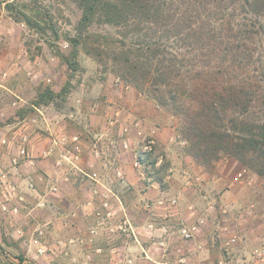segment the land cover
<instances>
[{
    "label": "crops",
    "instance_id": "obj_1",
    "mask_svg": "<svg viewBox=\"0 0 264 264\" xmlns=\"http://www.w3.org/2000/svg\"><path fill=\"white\" fill-rule=\"evenodd\" d=\"M19 24L5 14L3 7L0 61L9 77L0 87V177L2 173L7 174L18 186V194L8 200L7 191L0 186V243L11 241L16 232L28 231L26 224H30L34 233L41 228L52 237H82L79 242L82 253L92 248L100 263L108 261L109 246L113 243L121 246L126 257L132 259V263L125 264H179L182 256L187 259L185 264H246L258 243L261 230L258 221L245 226L232 223L222 237L217 235L214 226L220 202L239 201V186L219 179L210 182L204 177L202 189L184 187V170H200V165L187 155L183 162L174 155L171 139L178 132L170 124L161 123L160 106L134 88L121 85L117 88L115 76L113 81L109 78L98 85L72 79L67 94L59 95L63 97L40 101L44 87L51 85L53 78L62 80L67 67L58 56L49 53L44 56L45 49L40 53L31 51ZM50 57L54 63L49 62ZM51 87L58 94L57 86ZM94 104H97L95 111ZM29 118L36 119L27 129L31 159L14 167L11 161L19 155L22 123ZM112 118L115 124L109 123ZM136 120L141 121L140 127L135 125ZM152 130L157 138L155 153L162 152L169 163L168 173L160 178L149 176L144 166L135 165V154ZM59 132L80 135L82 152L75 164L64 161L63 166H56V159L65 153L58 147L51 156L42 155L54 146L52 135ZM3 139L7 142L3 143ZM111 162L123 169L124 182L115 175ZM92 173L116 193L121 201L113 199L118 218L127 215L137 231L135 237L123 235L111 241L100 230L102 233L96 237L95 245L89 244V228L97 225L94 212L100 206V196L94 193L95 180L90 177ZM30 178L34 181L33 188L28 184ZM53 183L59 186L57 193L49 192ZM211 190L215 192L210 193ZM174 195H179V204L172 207L171 214L165 206L148 205ZM42 199L44 206L39 205ZM3 203L8 206L7 210L2 209ZM190 203L206 210L209 221L194 239L186 241L180 236L178 226L181 222L194 221L188 209ZM149 223H154L155 228L150 230ZM233 233L238 234L239 240L227 252L223 239ZM163 241L165 246L159 244ZM96 247H102L104 253H96Z\"/></svg>",
    "mask_w": 264,
    "mask_h": 264
},
{
    "label": "trees",
    "instance_id": "obj_2",
    "mask_svg": "<svg viewBox=\"0 0 264 264\" xmlns=\"http://www.w3.org/2000/svg\"><path fill=\"white\" fill-rule=\"evenodd\" d=\"M0 1L15 21L58 35L38 0ZM73 1L82 15L62 55L69 68L81 50L99 62L111 56L118 77L178 118L189 157L203 167L222 156L249 161L264 175V0ZM94 23L116 33H90ZM55 94L47 85L39 100ZM154 154L141 153L149 176Z\"/></svg>",
    "mask_w": 264,
    "mask_h": 264
},
{
    "label": "rangeland",
    "instance_id": "obj_3",
    "mask_svg": "<svg viewBox=\"0 0 264 264\" xmlns=\"http://www.w3.org/2000/svg\"><path fill=\"white\" fill-rule=\"evenodd\" d=\"M12 1V0H11ZM18 3H30L34 4V0H14ZM39 3L44 6L45 9L49 10L50 13L53 16L54 22L56 24V29L58 30V35L55 36L51 32H47L45 34H39L36 33L34 30L29 31V27H23L21 24H19L22 27V30L24 31V38L25 43H27V46L30 48L31 51L34 53H40L44 49L45 54L49 53L50 55L58 56L62 60V55H69L72 46L70 44L69 37L74 35L76 33V26L80 20V17L82 15V10L79 8V6L73 1V0H38ZM4 7V11L6 15L10 16L9 11L5 7V2L0 1V11H2V8ZM90 33H116V29L108 24L104 23H94L89 28ZM65 43H69L67 47L64 46ZM43 51V52H44ZM49 57L46 56V58ZM53 58V57H52ZM51 57L49 58V62L52 61ZM111 56H104L105 62H99L96 60L93 56H90L86 54L83 50H81L78 54L77 61H78V67L74 71V69H71L66 64V75L62 80H58L56 78H53L54 80H51L50 84L54 87L57 86V89H59L58 94L56 93L52 99L56 101L58 98L60 99L63 96H59L60 92L63 89H66L68 87L67 91L70 89L71 86V80H85L90 85L99 84L102 81H106L109 78L112 80V77H118L117 74L113 71V61L110 59ZM60 68V66H59ZM123 80V79H122ZM113 81V80H112ZM125 84H128L129 87L132 89L138 90V88L133 85L125 82ZM69 85V86H68ZM116 87V86H115ZM126 88L124 85L121 86ZM118 88V86H117ZM44 91V89H43ZM138 92H141L138 90ZM142 93V92H141ZM67 94V93H65ZM64 94V95H65ZM142 95L146 96V94L142 93ZM151 99V98H149ZM152 102H155L153 99H151ZM156 103V102H155ZM157 104V103H156ZM161 123L163 124H170L171 126L175 127L178 134L177 136L172 137L171 141L172 143V150L175 153L176 157L179 158L180 161H185L184 157L188 154L186 152L187 144L183 145L180 143L181 139H184L180 136V133L178 131V123L179 120L177 117H172L171 114L166 113L165 109L161 107ZM186 140V139H185ZM162 154V152H157L154 154L155 159L157 156ZM163 155V161L160 164H156L155 169L151 170L152 175L158 176V175H166L168 173L169 163L167 162V159L164 154ZM179 155V156H178ZM182 156V159L181 157ZM189 157V156H188ZM193 162L197 163L195 160H193L191 157H189ZM187 162H185L186 164ZM200 165L199 163H197ZM165 165V166H164ZM145 168L146 166L143 165ZM200 170L197 169L195 171L191 169H185L190 170L192 172H197L205 177L208 181L215 180H221V181H227L229 184L231 183L232 186H239V195L238 200L235 203L227 202V201H221L220 203H225L229 205L230 213L233 214L234 210L240 206V205H248L250 203H254L255 207L258 211V213L264 212V175L259 173V170L257 167L252 166L251 163L243 162L240 160H236L232 157H226L222 156L218 161L213 162L212 166L209 167H203L200 165ZM242 169H247V173L255 176L256 181L255 184L250 186L247 185L245 182L240 183L237 180H235L236 173ZM205 180V179H204ZM204 184V181H203ZM202 189V186H201ZM203 192H206L205 188ZM211 192H215V190H211ZM256 221L255 218H249L245 221H242V223H239L240 226H245L248 223H252ZM27 230H22V232H16V236H11V241L7 243H0V264H5V261L7 260L10 264H106L100 263L95 256L92 248H90V251L86 252V249L81 251L83 248L80 246L82 243L80 242V239L78 236L75 235H66V236H57L52 237L49 234L46 235L44 233V236L42 237L37 232L34 233L33 228H29L30 224H26ZM16 230V229H15ZM12 235V232L9 234ZM34 235H37L40 239H47L52 243H48L52 246V250L44 255H40L37 251V243H34L31 238L34 237ZM69 237H76L79 239L78 243H73L70 245H67L66 247H61L57 245L55 242L57 239L64 238L67 239ZM82 240V237H80ZM88 244V243H87ZM90 244V243H89ZM88 244V245H89ZM91 246H94L95 243ZM86 253V254H85ZM88 253L93 254V259H88L87 255ZM20 258H23L21 260Z\"/></svg>",
    "mask_w": 264,
    "mask_h": 264
},
{
    "label": "built area",
    "instance_id": "obj_4",
    "mask_svg": "<svg viewBox=\"0 0 264 264\" xmlns=\"http://www.w3.org/2000/svg\"><path fill=\"white\" fill-rule=\"evenodd\" d=\"M21 26L26 27L27 24L24 22H19ZM28 27V26H27ZM31 31V29H28ZM69 43H65L64 46L67 47ZM9 77V72L5 68L4 64L0 61V87L3 86V82ZM116 86H125L126 88L129 86L125 84L120 77H117L115 80ZM97 109V104L92 106V110L95 111ZM5 113H3L4 115ZM35 118L25 119L22 123V133L19 137V155L14 156L12 158V165L17 167L18 165L22 164L23 161H29L31 159L30 151L28 149L29 145V135L27 133V129L32 125L35 121ZM116 120L114 118L109 120L110 124H115ZM135 125L140 127L141 121L136 120ZM126 130V129H125ZM3 143H6L7 140L3 139ZM180 143L183 145L187 144V140L181 139ZM52 144L54 145L51 148H47L43 151L42 155L44 157L51 156L52 153L55 151V148L58 147L59 149H64L65 153H63L59 158L56 159V166H63L64 161H67L71 164H75L76 160L79 159L80 154L82 152L81 147V137L79 134H72L69 135L66 132H59L52 135ZM124 145L127 147L128 142L125 141ZM70 146V147H69ZM157 146V138L155 130H152L144 139L143 143L141 144V149L136 152L135 154V165L141 167L144 163L141 161V153H150L156 152ZM163 161V155L160 154L156 157V164H160ZM113 167L115 175L121 182L126 180L125 173L123 169L117 163H110ZM183 186L186 188H201L203 184V176L197 172H192L190 170H184L183 173ZM95 180V188L94 193L100 196V206L94 212L97 217V225L89 228L88 234V242L90 244L95 243L96 237L100 235V230H103V233L106 234L109 239L112 241L115 237H120L123 235H131L133 237L136 236L137 231L135 227L132 225L131 221L127 217L126 214H123L124 218H118V210L114 203L117 199L118 203H121L120 199L117 197L116 193L111 189L109 186L104 184L102 181H99L96 173H92L91 176ZM1 188H4L7 191L6 198L8 200L13 199L18 194V186L15 182L11 181L7 174L2 173L1 177ZM235 180L240 183H246L247 185H254L256 178L247 173V169H242L236 173ZM29 187H34V181L32 178L29 179ZM59 191V186L56 183H53L49 187V192L57 193ZM179 204V195L168 196V197H161L159 198L155 204L148 203L151 207L152 205L156 206H165L166 209L169 211L168 214H171L172 207H175ZM39 205L44 206L45 201L44 199L41 200ZM2 209L7 210L8 206L6 204H2ZM18 208H14V211H17ZM192 216L194 217V221L191 223L181 222L178 226V231L180 236L188 241L194 239L203 229L205 225L208 224L209 215L206 210H200L196 203H190L188 206ZM74 215V214H73ZM249 218H255L258 221V225L261 226L260 234L257 236L258 243L254 247L252 253L250 254L249 259L246 261V264H264V212L258 213L255 204L250 203L248 205H240L235 210L234 213H230V208L228 204L220 203L219 205V212L215 220L214 226L216 227V232L219 237H222L225 233H227L232 226V223H242ZM148 228L150 230L155 228L154 223H149ZM36 232L44 236V230L38 228ZM102 233V232H101ZM41 239L34 235L31 240L34 243H37V251L40 255H44L52 250V246L48 243H52L47 239ZM80 239V238H79ZM76 237H69L67 239L60 238L57 239L53 243H57V245L61 247H66L67 245L78 243L79 241ZM223 248L225 251L229 252L230 248L238 242L239 236L237 233L230 234L223 239ZM161 246H165L166 242H160ZM95 252L98 254H103L104 250L102 247H96ZM88 259H93V254L87 255ZM187 261L185 256H182L179 260V264H185ZM125 263H132L131 258H127L124 250L121 246L117 244L110 243L109 250H108V261L106 264H125Z\"/></svg>",
    "mask_w": 264,
    "mask_h": 264
}]
</instances>
